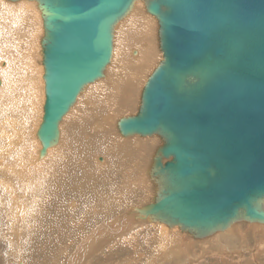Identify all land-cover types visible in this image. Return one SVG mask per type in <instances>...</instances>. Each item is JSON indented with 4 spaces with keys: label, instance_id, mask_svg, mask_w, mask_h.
Returning <instances> with one entry per match:
<instances>
[{
    "label": "water",
    "instance_id": "water-1",
    "mask_svg": "<svg viewBox=\"0 0 264 264\" xmlns=\"http://www.w3.org/2000/svg\"><path fill=\"white\" fill-rule=\"evenodd\" d=\"M34 1L44 84L38 157L59 143L85 86L104 77L115 28L140 1L156 21L161 58L116 128L159 141L146 167L150 193L134 217L197 239L264 224V0Z\"/></svg>",
    "mask_w": 264,
    "mask_h": 264
},
{
    "label": "bare ground",
    "instance_id": "bare-ground-1",
    "mask_svg": "<svg viewBox=\"0 0 264 264\" xmlns=\"http://www.w3.org/2000/svg\"><path fill=\"white\" fill-rule=\"evenodd\" d=\"M155 30V19L144 12L142 2H136L131 13L119 22L115 28V35L120 40V44L119 46H117L118 44L113 46L112 58L110 64L105 69L104 77L85 86L83 91L78 95L75 104L60 123L59 143L49 147L43 157H38L40 142L35 137V131L41 120L44 100L43 67L39 61L41 59V55L39 54V40L42 34L41 14L34 0H0V238L8 245V255L11 257V264H35V262L41 264L43 259L40 250L48 247L49 243H51L50 239L53 237L52 228H56L59 233L61 232L63 226H60V224H56L53 227L51 224H48L46 228H43L42 217L51 214L48 208L49 203L46 201H51V199L55 198L57 195L56 187L58 185L63 186V183L60 182L62 180L69 187L82 188L81 186H84L85 188L83 189L87 190L86 194H84L89 199L86 200V197L83 196V200H81V202L87 204V207L85 206L80 211L85 213L83 216L86 219L83 221V218L80 216L78 221L81 224L77 226L81 233L80 243L83 244L79 243V245L84 246L83 249L81 248L82 250L88 249L86 246L89 244L85 245L87 240L96 241L97 243H102V238H104V241L118 240L132 227L142 226V228H146L144 229L146 233L150 231V238H143V240L151 243L154 253L148 251L141 252L139 246H133L131 239L126 240V242L120 239L119 241H115L117 244L112 246V248L119 247L122 251H127L129 248L134 252V254H130L127 258L123 257L120 259L125 260L123 264H201V259L205 260L207 257L216 255V253L209 249L212 246L215 249L218 248L217 251L212 249L213 251L222 253V255L223 253L234 254L243 250L244 248L241 245L239 246L238 242L241 240L246 241L249 238L248 235H253L252 237L260 239L258 240L259 248L255 251V255L259 258L264 257V255H259L262 253L259 250L264 248V240L262 239L264 236V224L244 222L246 226L240 225L235 227L236 225H232L225 231L217 232L208 238H202L205 239V242H202L203 244L200 245L202 251L198 253L195 250L196 238L186 233V231H182L177 225L169 227L159 221L138 220L134 217V209L129 210L130 217H125L127 212L122 214L113 212L112 215V210H109L107 215L109 213L111 215L106 219L108 223L95 220V222H92L93 224H91L89 231L88 229L85 230L86 220L89 219L86 216L87 214L92 213V216L90 215L92 218L96 217V215H93L94 213L102 214L104 203H112L109 201L118 200L115 194L123 192L126 195L130 192L131 187L129 183L125 185L126 189H116L113 192L114 188L112 185L114 184V179H117L116 172L122 171L120 166L123 165L127 169V165L130 162L137 164L140 157H144L143 159L148 164L150 162L151 154L145 141L148 136L123 138L117 135L115 124L117 119L115 116L118 114L116 112L119 105L117 102H114L113 91L117 93L121 90L123 95L128 94L133 85L132 75L136 74L138 76L145 67L147 71L151 72L157 61L161 58L160 53L157 60L153 57L154 50H156L155 47H157L155 32H153ZM24 35L30 38L25 39ZM146 35H148V39L150 40V48L144 53L143 61L137 64L133 61L140 58L142 47H131V45H134L136 41L139 42L141 39H145ZM34 38L38 41H35ZM125 45L128 46L129 62L125 61L123 51V46ZM133 49L138 51V56L135 59L131 58V51ZM34 51L37 52L38 57H36ZM101 87H107L109 92L106 94L109 95L103 94L102 96H106L104 98L100 96L99 101L94 98L93 100L90 97L92 100H89L91 105L87 108L88 110L91 109V111H83L94 115V119L110 115L113 121L112 123L95 121L88 126V129L89 131L93 130L92 125L97 129L106 124L104 127L106 135L103 136L102 141L106 142V144H111V147L118 154L121 153L117 150L122 152V149H125L124 152L127 153L122 154L124 162L119 166V169L117 167L116 170L115 168L112 171L109 170V174H112L109 175L110 179L103 178L99 182L95 181L96 179L94 180L96 177L90 176L83 183L75 186L72 180L80 182L78 174H84L86 169L81 164V161L85 160L79 153V150L81 152L84 147H81V149L79 147L77 150V148L74 149V144L70 145V138H68L70 134V131L68 132L70 129L69 124L72 122L71 124L75 125V130L71 129L73 133L70 134V137H73L71 141L73 139V142L76 143L75 146L78 145L80 140L86 139V135L88 136L86 142L91 143L85 150L93 145V139L90 138L91 131L89 134L83 133V131L86 132V127L84 126V130L82 131L81 122H79L80 119L83 120L85 117L88 119L89 116H78V111L76 112L75 110L82 103L85 105V101L88 102L86 99L88 94H94L95 97L97 92L93 93L95 92L94 90ZM98 93L100 94V92ZM107 105L110 109L116 106V109H113L114 115L109 110L99 115L100 109ZM84 109L86 108L84 107ZM80 110L82 111V109ZM80 110L79 112L81 113ZM73 111L77 113L76 117H74L77 118V121H71ZM66 125H69V128L67 127L68 135L65 132L67 129ZM150 138L153 139L152 145L156 147L159 138L155 135L150 136ZM86 142L84 144H87ZM63 151L66 153L63 154ZM111 156L113 157V154L108 152L107 160H111ZM97 157L98 154L93 159L95 160L96 167L101 168L97 164ZM126 160L130 162L127 163ZM106 163L104 161V164ZM143 170L142 178L148 177L146 175V167ZM120 180L124 179L121 178ZM146 189L149 191L150 186H146ZM139 191H141V188ZM135 192L136 190H134ZM93 200H96L97 203L90 204ZM75 202L77 204L76 200ZM80 212L76 211L72 212V214H79ZM71 224L72 227L75 226L73 218H71ZM244 227H246V230H243ZM108 232L109 235L107 236L106 233ZM60 235L58 234V238L55 241L57 249L50 253L52 257L46 259L47 264L61 263L60 256L65 251L67 252L66 248L70 246V243L67 241L72 237V233L65 230ZM125 244L126 247L124 249ZM79 245H75L77 249H80ZM28 250H31L30 256H28ZM82 250L79 252L80 254ZM105 255L108 258L111 257L110 252ZM70 263L67 262V264ZM230 264L236 263L232 261ZM257 264H262V262Z\"/></svg>",
    "mask_w": 264,
    "mask_h": 264
},
{
    "label": "rangeland",
    "instance_id": "rangeland-1",
    "mask_svg": "<svg viewBox=\"0 0 264 264\" xmlns=\"http://www.w3.org/2000/svg\"><path fill=\"white\" fill-rule=\"evenodd\" d=\"M153 32H155V31H153ZM116 36L117 35H115L114 38L117 40L114 39V45L113 46H115L117 44H118L117 46H119V44H120V42H119L120 40L118 38H116ZM24 38L29 39L30 37H28L27 35H24ZM34 40L38 41L36 38H34ZM135 46H141L142 47V53H141L140 58L136 61H133L137 64H140L143 61L144 53L150 48V40L148 39V35H146L145 39H141L139 42L136 41L134 45H131V47H135ZM155 49L156 50H154L153 57H154V59L156 58L155 60H157L158 56H159V51H158L157 47H155ZM123 51H124V55H125V61L129 62L130 58H129V54H128V46L127 45L123 46ZM134 51H135V54H133ZM35 53H36L35 54L36 57H38L37 52H35ZM137 53H138V51L136 49H133L131 51V58L135 59L138 56ZM145 68L139 74L137 73L138 76H136V74L132 75L133 76L132 77V84L133 85L131 86V90L128 94L123 95L121 90H119L117 93H115L113 91V95L115 98L114 102H117V104L119 105L118 111L116 112L118 114L117 115L115 114L116 119L120 115L131 114V113H134L136 111V107H137V103H138V99H139V92H140V89L143 85L142 81H145L147 75L150 73L149 71H147V68L146 69ZM94 91L95 92H93V93L97 92V94H99L98 92H100L99 95L96 94L98 97L96 95L94 97V94H92V95L88 94V96L86 97L88 102L85 101V103L87 105L85 104L86 105L85 106L82 103L83 106L81 105L79 108H77L78 110L77 109L75 110L76 112L78 111L77 112L78 114L73 111L72 118H71V121H77V118H74V117H76V114L78 116L79 115L80 116L81 115L89 116L88 119L85 117V119H83L84 121L80 119L79 122H81L82 131L84 130V126L86 127L85 128L86 132L83 131V133L89 134L91 131V137L90 138L93 139V143H92L93 145H91V147H89L88 149L85 150V148H87L88 145L91 143V142H89V143L86 142V140L88 139V136L86 135L85 136L86 139L83 140L82 139L83 137L79 138L82 140H80L78 142V145L75 146L76 143L73 142V139L71 141V138H73V137L72 136L70 137V134L73 133L71 131L75 130L74 129L75 125L74 124L72 125L71 124L72 122H70V124H69L70 129L68 130L69 125L68 126L66 125V128L68 127L67 129L65 128L66 134L68 135L70 133L68 135L69 136L68 138H70V141H69L70 145L74 144V149L77 148V150L79 149V147H80V149H81V147H84V148H82L81 152L79 150V153L81 154V156H83V158L85 160V161H81V164H83V166L86 169L84 171V174L81 171L80 172L82 174H80V173L78 174L80 182H76V181L72 180V182L75 186H78L79 184L83 183L86 180V178L90 177V176L96 177V178H94V180L96 179L95 181H99L103 178L110 179L111 177H109V175H112V174L111 173L109 174V170L112 171L114 168L116 170L117 167L119 169V166L122 164V162H124L122 154L127 153V152H124L125 149H122V152L117 150L119 153H121V154H118V153H116L115 149L111 147V144H106V142L102 141L103 136L106 135V130L104 131V127L106 126V124H103L101 127L97 128V129L95 128L94 125H92L93 130L89 131L88 126L91 125L92 123H94L95 121H99L101 123H112V121H113V118L110 115H108L106 117L102 116V117L94 119V117H95L94 115H92L90 113H85V111H83V110H88V108L90 107V105H91L90 101H92L90 97H92V99L94 98V99L99 101V99H100L99 97L101 96V98H104L107 95L106 93L109 92V89H107V87H101V88H96ZM103 94H106V95L102 96ZM81 107H83V108H81ZM84 107L86 109H84ZM105 108H108V105L105 107H102V109H100L101 111L98 112L99 115H101L102 113H104L108 110L111 111L110 113L113 114L114 113L113 109H116V106H113L112 109H110V108L105 109ZM129 108H130V110H129ZM80 109H82V111ZM79 110L81 111V113L79 112ZM88 111H91V109H89ZM107 121H110V122H107ZM71 129H73V130H71ZM67 130H68V132L69 131L70 132L67 133ZM107 137H108V135H107ZM152 140L153 139L150 137H147L145 140L150 154H152L153 150L155 149V147L152 145ZM85 142L87 144H84ZM85 145H87V146H85ZM108 152H111L113 154V157L111 156V160H107V153ZM65 153L63 151V154H65ZM96 154H98L97 164L100 165L101 168L96 167L95 160L93 159V157ZM140 158H139L137 164H134V162H130V161L126 160L127 163L130 162L127 165V169H125L123 167V165L120 166V169L122 171L116 172L117 179L116 180L114 179V184L112 185V187L114 188L113 192H115L116 189H120V190L126 189L125 185L127 183H129L130 187H131L130 192L126 195H124L123 192L120 194H115L116 195L115 197H117L118 200H116V201L110 200L109 202H112V203H104L103 204L104 211L102 214L94 213L93 215H96V217H94V218L91 217L92 213L87 214L86 216L89 217V219L86 220L85 230L88 229V231H89V228H91V224H93L92 222H95V220L108 223V220H106V219H107V217H109L111 215L110 213H109V215H107V212L109 210H112L111 211L112 215H113V212H116L118 214L119 213L122 214L124 212H127L125 217H130L129 210L133 209L136 206H140L141 204L144 203V201H146L147 196L150 193V190L148 191V189H146V186H149L150 181H149L148 177L142 178L143 177L142 173L144 171L143 168L147 167L148 163L145 161V159H143L144 157L141 159ZM99 159H101V160H99ZM104 161H105V163L107 161V163L104 164ZM123 176H125V177H123ZM121 178L124 179L125 181L120 180ZM60 182L63 183V186H59L57 184L58 185L56 187L57 195L55 196V198L51 199V201H46L47 203H49L48 208L51 211V214H48V215H45L42 217L43 228H46L48 224H51L52 227L55 226L56 224H60V226H63L60 233L65 232V230L72 233V237L70 238L69 241H67L68 243H70V246H68L66 248L67 252L65 251V253L60 256V262L61 263H59V264H67V262H69V263L72 262L70 264H123V262L125 260H120V259H122L123 257L127 258L130 254H134V252L132 251V249H129V248L127 249V251H122V249H120L119 247H117L115 249L112 248V246L117 244L115 241H119L120 239L122 241H125V242H126V240L131 239L133 246L134 247L139 246L141 252L142 251H148L150 253H154V249L151 247V243L147 240H143V238H150L149 237L150 231H147V233H146L144 231V229H146V228L145 227L142 228V226L132 227L127 233H125L123 235L122 238H120L118 240L112 239V240L104 241V238H102V241H103L102 243H99V242L97 243L96 241L87 240L85 242V245L89 244L86 246L88 249L82 250L84 248V246L79 245L80 240H81V233H80V229H78L77 226H79L81 224L80 221H78L80 216H81V218H83V221H84V219H86V217L83 216V215H85V213L80 212V211H82L85 206L87 207L86 203L81 202V200H83L82 199L83 196L86 197V200L89 199V197L85 195L87 190L83 189V188H85L84 186H81L82 188H77V187L72 188V187L67 186L63 180ZM140 188H141V191H139ZM142 189H144V190L142 191ZM134 190H136L135 193H134ZM78 198H80V199L78 200ZM71 199H75L77 201V204H76L75 200H71ZM69 200H71V201L69 202ZM92 203H97V202H96V200H93L90 202V204H92ZM76 205L78 208L76 207ZM76 211L80 212V213L73 215L72 212H76ZM71 218L74 219L75 226H73V227L71 224ZM89 224H90V226H89ZM235 225H236L235 227H238L240 225L246 226V224L244 222H240L237 224L235 223ZM110 228H112V227H110ZM52 229H53V231H52L53 237L50 239L51 243H49L48 247L44 248L43 250H40V254H41V257L43 259L41 264H47L46 259H49L50 257H52V256H50V253L57 249L55 241L57 240L58 234L60 235V233L56 230V228H52ZM243 230H246V227H244ZM106 235L108 236L109 232L106 233ZM252 236L253 235H251V236L248 235L249 238L246 241L241 240L240 242H238V245L239 246L241 245V247H243L244 249L240 250L234 254H224L223 253V255H222V253H217V252L213 251V250L217 251L218 248L215 249L212 246L209 249L212 252L216 253V255H214L212 257H207V259H205V260L201 259L200 263L201 264H226V263L230 264V262L233 261L236 264H257L259 262H262V264H264V257L259 258L258 256L255 255L256 254L255 251L258 250V248H259L258 240H260V239L252 237ZM262 239L264 240V236ZM195 242H196V249L195 250L197 251V253L199 251L201 252L202 247L200 245H202L205 242V239H197L196 238ZM80 244H82V243H80ZM127 244H129V243H127ZM207 244H209V243H207ZM210 244H211V242H210ZM75 245H79L80 249H77ZM125 247H126V244L124 246V249H125ZM81 250H82V252L80 254L79 252ZM76 251H78V252H76ZM259 251H262V253H260L259 255H264V248L260 249ZM108 252H110V254H111V257H109V258L107 257V255H105ZM27 253H28V256H30L31 250H28ZM10 258H11L10 255H8V245L6 244L5 241H3L2 238H0V264H11ZM227 259H229V260H227ZM34 260H35V257H34ZM35 264H37V263L35 262Z\"/></svg>",
    "mask_w": 264,
    "mask_h": 264
}]
</instances>
